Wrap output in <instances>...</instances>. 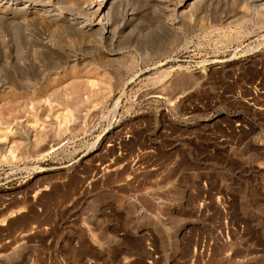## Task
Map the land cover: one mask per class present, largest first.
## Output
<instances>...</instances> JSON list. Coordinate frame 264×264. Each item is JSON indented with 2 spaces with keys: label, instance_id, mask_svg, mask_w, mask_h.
<instances>
[{
  "label": "rangeland",
  "instance_id": "rangeland-1",
  "mask_svg": "<svg viewBox=\"0 0 264 264\" xmlns=\"http://www.w3.org/2000/svg\"><path fill=\"white\" fill-rule=\"evenodd\" d=\"M27 1L119 22L0 0V264H189L264 218V0ZM226 251L192 262L260 264Z\"/></svg>",
  "mask_w": 264,
  "mask_h": 264
},
{
  "label": "built area",
  "instance_id": "built-area-1",
  "mask_svg": "<svg viewBox=\"0 0 264 264\" xmlns=\"http://www.w3.org/2000/svg\"><path fill=\"white\" fill-rule=\"evenodd\" d=\"M258 93V91H257ZM253 98L257 97V94H253ZM249 105L252 106V108L256 109L257 111L264 110L261 106L253 105L252 103H249ZM229 221V222H228ZM223 226L221 227L223 229L222 233H218L216 235L214 232L212 234L202 235L201 241H193L191 248H190V254H191V260L189 264H195L193 263L194 257H200L208 255L210 252V249L213 246L216 245H226L228 247V251H226L227 255L231 254L234 251V248L240 249L243 252L242 256H245L246 259H253V257H258L260 259V264H264V244L257 242L255 239L256 233H250L247 231L248 228L252 229H259L264 230V218L260 217L259 219H255L253 223L250 224L245 219H234V222L232 220H228L223 218ZM228 222V223H227ZM262 230V231H263ZM251 236L253 238L251 239ZM196 240V235H194ZM145 248H146V257L148 258L147 263L148 264H156V254L153 249V245L149 240L145 241ZM252 252L254 254H247ZM247 255V256H246ZM260 257V258H259ZM238 260V259H236ZM240 260V259H239ZM242 260V259H241Z\"/></svg>",
  "mask_w": 264,
  "mask_h": 264
},
{
  "label": "bare ground",
  "instance_id": "bare-ground-1",
  "mask_svg": "<svg viewBox=\"0 0 264 264\" xmlns=\"http://www.w3.org/2000/svg\"><path fill=\"white\" fill-rule=\"evenodd\" d=\"M9 1V3H11V4H15V5H17V4H19V11H22V10H24V12L25 11H28V10H33V9H38L39 10V12H41L42 14H45V17H48L50 20H52V21H57V23H59V22H68L70 25H72V26H74L75 28L77 27L81 32H83V34H88L89 36L91 35V36H96V39H97V41L99 40L100 41V39H101V34H102V32L105 30L106 32H109V33H111L112 32V29H113V27H114V25L117 23V22H119L118 21V17H117V15H113L112 17H111V19H108L107 20V27L103 30L101 27H99V26H96L97 24H94V25H91V24H88V23H86L85 21L84 22H82L81 20H78V18L77 17H74V16H64L63 14H60L59 12H57L54 8H49L47 5L48 4H44V3H40V2H29V1H22V2H19V1H11V0H8ZM113 1V0H112ZM191 1V0H190ZM100 3V2H99ZM9 5V4H8ZM110 5V4H109ZM99 9V8H98ZM104 9H106L107 10V8H105V7H102L101 9H100V11H99V13H98V15H97V18L99 19V20H101V19H103V18H105L106 16L105 15H107L106 13V11L104 10ZM23 12V11H22ZM98 12V11H97ZM26 14V13H25ZM19 15V14H18ZM10 16V15H9ZM8 16V17H9ZM22 16V15H21ZM105 20V19H104ZM59 21V22H58ZM56 23V22H55ZM65 24V23H64ZM55 25V24H54ZM106 26V25H105ZM104 28V27H103ZM114 32V31H113ZM115 33V32H114ZM109 37V36H108ZM110 40H109V42H108V46H109V48L111 49L112 48V46H113V42L114 41H112V37L111 38H109ZM113 40H114V38H113ZM94 41V40H93ZM44 44V43H43ZM46 44V43H45ZM45 44H44V46H45ZM95 44V43H94ZM96 44H97V42H96ZM47 45V44H46ZM97 46H99V45H97ZM95 48V47H94ZM98 49H99V47H98ZM101 49V48H100ZM115 49V48H114ZM109 61V60H108ZM107 65V64H106ZM31 85V84H30ZM29 85V86H30ZM42 86V85H41ZM31 87V86H30ZM7 88V87H6ZM5 88V89H6ZM33 88H35V86L33 87Z\"/></svg>",
  "mask_w": 264,
  "mask_h": 264
}]
</instances>
